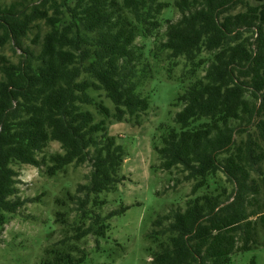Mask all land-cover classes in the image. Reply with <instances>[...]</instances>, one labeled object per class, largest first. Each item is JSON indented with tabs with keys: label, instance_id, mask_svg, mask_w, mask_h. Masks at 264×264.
Returning a JSON list of instances; mask_svg holds the SVG:
<instances>
[{
	"label": "trees",
	"instance_id": "16d2710c",
	"mask_svg": "<svg viewBox=\"0 0 264 264\" xmlns=\"http://www.w3.org/2000/svg\"><path fill=\"white\" fill-rule=\"evenodd\" d=\"M255 1H0V231L26 203L17 165L56 177L89 164L87 183L56 198L65 211L55 222L72 227L77 243L108 238L112 219L130 209L104 212V196L127 180V148L110 126H142L149 58L167 54L184 58L190 76L204 75L178 96L173 124L154 140L160 169L181 170L194 185L185 206L153 220L149 264H232L234 254L264 246V0ZM170 8L181 17L162 34ZM141 36L155 40L148 55ZM52 142L63 153L45 154ZM65 243L44 250L39 264H88Z\"/></svg>",
	"mask_w": 264,
	"mask_h": 264
},
{
	"label": "rangeland",
	"instance_id": "374dc122",
	"mask_svg": "<svg viewBox=\"0 0 264 264\" xmlns=\"http://www.w3.org/2000/svg\"><path fill=\"white\" fill-rule=\"evenodd\" d=\"M9 3L13 0H0ZM172 5L176 0H163ZM256 3L255 0H250ZM238 11V10H237ZM181 17L178 10L170 8L162 16V34L167 20L177 21ZM34 35L31 36V39ZM32 44L31 40L27 42ZM137 44L145 48L147 55L154 48L153 38L139 37ZM5 53L12 55L10 49ZM16 59L15 57H13ZM153 65V78L142 87V92L150 96V110L138 127L129 123H112L110 132L118 142L127 148L122 173L127 180L120 185L118 194H107L111 204L105 213L121 204L130 209L112 219L108 238L88 237L80 243L73 241L72 227L55 222L56 212L65 211L57 206L56 198H63L68 192L75 193L80 184H86V176L91 166H70L66 173L49 177L43 170L31 165H17L20 197L26 202L22 209L8 215V223L0 231V264H39L44 250L60 245L77 244L89 257L88 264H149L152 260L148 247L151 245L147 234L152 230V222L159 214L167 213L171 204L185 206L191 196L194 183L186 180L181 170L166 172L160 169V159L154 150V140L162 124H173V117L181 108L173 107L179 95L194 80L204 75L201 68L195 77L189 75L191 67L184 58L168 60L167 54L161 61L149 58ZM113 108V105L107 101ZM45 154L63 153L58 142H52ZM219 183L228 185L220 176ZM203 191H201L202 193ZM77 256H82L81 252ZM264 264V246L245 253H236L232 264Z\"/></svg>",
	"mask_w": 264,
	"mask_h": 264
}]
</instances>
